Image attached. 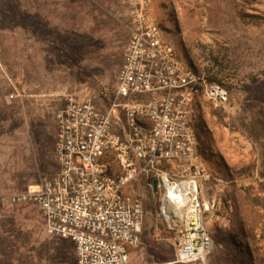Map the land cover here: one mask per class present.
<instances>
[{
  "label": "rangeland",
  "instance_id": "1",
  "mask_svg": "<svg viewBox=\"0 0 264 264\" xmlns=\"http://www.w3.org/2000/svg\"><path fill=\"white\" fill-rule=\"evenodd\" d=\"M130 2L0 0V264H77L73 244L46 233L36 205L10 198L56 173L55 113L68 96L100 109L112 102ZM149 13L197 75L215 77L228 93L218 105L200 91L202 130L194 109L210 248L192 264L215 255L264 264V0H151ZM122 120L117 111L115 129ZM129 190L141 203L142 225L128 264H174L177 232L159 214L161 194L142 177Z\"/></svg>",
  "mask_w": 264,
  "mask_h": 264
},
{
  "label": "built area",
  "instance_id": "2",
  "mask_svg": "<svg viewBox=\"0 0 264 264\" xmlns=\"http://www.w3.org/2000/svg\"><path fill=\"white\" fill-rule=\"evenodd\" d=\"M130 4L132 23L112 102L101 110L88 98L68 96L55 113L57 172L10 200L36 205L46 233L73 244L77 264H128L142 225V206L129 185L142 177L152 190L157 180L160 216L167 206L181 218L166 221L177 232L173 263L203 262L210 241L198 182L207 170L198 161L194 96L201 91L205 100L225 105L228 93L197 75L165 39L149 13L151 0Z\"/></svg>",
  "mask_w": 264,
  "mask_h": 264
},
{
  "label": "trees",
  "instance_id": "3",
  "mask_svg": "<svg viewBox=\"0 0 264 264\" xmlns=\"http://www.w3.org/2000/svg\"><path fill=\"white\" fill-rule=\"evenodd\" d=\"M184 56L188 60V63L191 66V68L193 69V71L196 74H198L199 71L194 66V64H193L191 58L189 57V55L187 53H185ZM123 59H124V53H123V57H122L121 62H120V67L122 65ZM205 79L209 83H216V84H218L220 86H223L222 82L220 80L216 79L215 77L207 76V77H205ZM199 95H200V91L194 96V109H196L197 113H198V110L200 109ZM101 110H103V109H101ZM197 116L199 117V120L197 119V129L198 130H202V128H203L204 125H203V123L200 120V113H198ZM197 135L199 137L198 132H197ZM57 170H56V172H57ZM148 190H149L150 193H153L152 190H150L149 188H148ZM253 202L256 203V204H260L258 198L253 199ZM260 206L263 207V209H264V203L260 204ZM261 238L264 239V231H263V233L261 235ZM218 241L221 242V238L220 237L218 238ZM227 248L230 249V246H228ZM229 254L230 255L231 254L233 255V252L230 250L229 251ZM168 260L174 262V260H175V251L172 252V253H170V256L168 257ZM207 263L208 264H214V263H216V264H234L232 262L231 258L225 257V256H218V255H215L213 257V259L212 258L211 259H207ZM174 264H176V263H174Z\"/></svg>",
  "mask_w": 264,
  "mask_h": 264
},
{
  "label": "bare ground",
  "instance_id": "4",
  "mask_svg": "<svg viewBox=\"0 0 264 264\" xmlns=\"http://www.w3.org/2000/svg\"><path fill=\"white\" fill-rule=\"evenodd\" d=\"M163 180L165 183L167 182L166 179H163ZM189 186H190L189 183H183L182 184V187H184V188H188ZM167 189L170 190L171 188H167ZM193 191H194V187H193ZM162 210H163V214H164L163 217H164L165 221L173 220L174 223H176V222L180 223L181 218H174V216L172 214V208L171 207L164 206ZM201 225H202V222H201ZM209 248H210V245L208 244L207 250Z\"/></svg>",
  "mask_w": 264,
  "mask_h": 264
},
{
  "label": "water",
  "instance_id": "5",
  "mask_svg": "<svg viewBox=\"0 0 264 264\" xmlns=\"http://www.w3.org/2000/svg\"><path fill=\"white\" fill-rule=\"evenodd\" d=\"M157 185H158V181L157 180H153L152 182V190L155 193L157 191Z\"/></svg>",
  "mask_w": 264,
  "mask_h": 264
}]
</instances>
